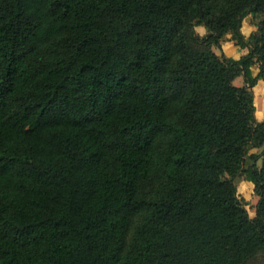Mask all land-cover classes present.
<instances>
[{"label":"trees","instance_id":"obj_1","mask_svg":"<svg viewBox=\"0 0 264 264\" xmlns=\"http://www.w3.org/2000/svg\"><path fill=\"white\" fill-rule=\"evenodd\" d=\"M228 34L245 55L213 50ZM260 79L264 0H0V264L264 252Z\"/></svg>","mask_w":264,"mask_h":264},{"label":"rangeland","instance_id":"obj_2","mask_svg":"<svg viewBox=\"0 0 264 264\" xmlns=\"http://www.w3.org/2000/svg\"><path fill=\"white\" fill-rule=\"evenodd\" d=\"M256 22L257 19L253 18L252 16H248L244 23H243V27H242V31L244 33V35L246 37H248L251 33L256 31ZM195 32L198 35H202L198 29V27H195ZM189 35V40L192 43L193 47L196 49H203L205 46L197 41H195L194 39L191 38L190 34ZM227 38L225 37L223 41H225ZM213 50L217 52V54H219L220 56L225 55L224 53H222L221 48L218 47H213ZM242 80H244L242 78ZM244 81H241V79L236 78V80L234 81V83L236 85H242ZM262 84L260 86V90H262L264 88V82L260 81L257 83V85ZM257 85L253 88L254 90V95H255V104L257 107V112H256V119L258 121H264V94L262 92V94L260 93L259 96H256V87ZM261 149L260 148H255L252 149V152H256V153H260ZM258 164L261 165V159L258 160ZM245 174L239 175L236 178V185L238 188V194L239 197L242 199V201L244 202V204L246 205V208L250 214L251 217L255 216V208H256V204L258 202V197L257 194L255 193V186L254 184L250 183L247 184L246 182L242 183L243 181H246L245 179ZM245 264H264V252L263 251H259L257 254H255L253 257H251Z\"/></svg>","mask_w":264,"mask_h":264},{"label":"crops","instance_id":"obj_3","mask_svg":"<svg viewBox=\"0 0 264 264\" xmlns=\"http://www.w3.org/2000/svg\"><path fill=\"white\" fill-rule=\"evenodd\" d=\"M198 29L200 31V33L203 35L204 32H205V28L203 26H198ZM244 31V30H243ZM226 40L225 41H222V45H221V51L222 53H224L227 57H232V58H235V59H238L240 58L241 56L245 55L247 52H248V49L247 48H241V47H238L236 44H235V41L231 39V35L228 34L226 36ZM216 52V51H215ZM217 53V52H216ZM259 69H258V66L255 65L254 69H253V73L254 75H256L258 73ZM236 78H239L241 79V81H244L242 80V76H238ZM236 80V79H235ZM234 80V81H235ZM260 81H263L262 79H260L258 82ZM244 83V82H243ZM243 85V84H242ZM260 165V164H259ZM246 182L247 184H250L252 183L251 181H243L242 183ZM253 184V183H252ZM258 197V196H257ZM259 199V197H258Z\"/></svg>","mask_w":264,"mask_h":264},{"label":"bare ground","instance_id":"obj_4","mask_svg":"<svg viewBox=\"0 0 264 264\" xmlns=\"http://www.w3.org/2000/svg\"><path fill=\"white\" fill-rule=\"evenodd\" d=\"M262 84L260 83L259 85H257V87H256V89H255V91H256V96L258 97L259 96V94L261 93L262 94V92H263V94H264V88L262 89V90H260V86H261ZM260 92V93H259Z\"/></svg>","mask_w":264,"mask_h":264}]
</instances>
